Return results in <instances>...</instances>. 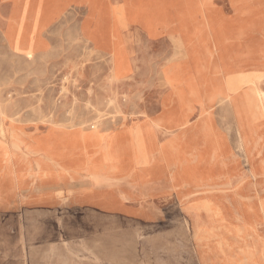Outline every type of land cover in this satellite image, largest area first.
Segmentation results:
<instances>
[{
	"label": "rangeland",
	"instance_id": "rangeland-1",
	"mask_svg": "<svg viewBox=\"0 0 264 264\" xmlns=\"http://www.w3.org/2000/svg\"><path fill=\"white\" fill-rule=\"evenodd\" d=\"M210 1L0 0V264H264V219L248 222L264 201V171L254 181L260 187L255 204L228 207L225 230L210 237L193 238L180 208L177 219L186 227L175 225L176 234L155 237V229L141 220L111 217L109 229L100 223L92 244L88 211L42 206L61 200L62 174L53 162H75L68 150L62 154L64 144L75 146L82 138L97 142L104 159H118L126 144L137 163L147 160L144 133L127 132L154 109L155 84L142 58L145 52H163L164 36L172 50L164 84L176 98L168 119L189 120L197 109L202 119H212L208 101L218 99L215 115L228 122L232 151L248 170L234 114L225 105L244 127L257 118V163L263 168L264 115L252 83L264 89L257 70L258 58L264 64V0H240L244 15L251 16L238 15L236 0H229L235 16L227 0H215L231 17L207 13L211 40L192 30L203 28L197 13ZM144 35L156 42L146 48ZM212 41L223 63L207 73ZM37 146L51 149L52 163L43 168L33 162L38 167L33 170L27 152ZM29 172L48 176L53 189L28 193L23 179ZM3 201L8 205L2 207ZM200 244L202 261L196 252Z\"/></svg>",
	"mask_w": 264,
	"mask_h": 264
},
{
	"label": "crops",
	"instance_id": "crops-1",
	"mask_svg": "<svg viewBox=\"0 0 264 264\" xmlns=\"http://www.w3.org/2000/svg\"><path fill=\"white\" fill-rule=\"evenodd\" d=\"M236 5L240 10L238 15L251 16V14L244 15L240 0H236ZM230 7L233 11L231 16H235L236 9L231 4ZM199 9L197 24L203 28L200 27L201 30H198L197 27H193L192 30L205 33L211 40L212 31L207 26V13H212L219 19L231 16H227L222 7L215 5V0H211L205 8L199 7ZM144 36L145 41L141 44L143 46L146 44V48L156 42L150 41V36ZM165 39L166 36L160 39L164 46L163 52L154 55L145 52L142 58L143 64L147 66L145 74L155 84V104L152 105L154 109L147 111L146 119L127 132L129 135L132 129H139L144 133L147 160L137 163L126 144H121L122 155L118 159H104L97 142L89 144L82 138L75 146L64 144L66 147H62V154L64 153L65 156L68 150L70 152L68 154L74 156L75 162H72L71 158L65 160L60 158L53 162L54 165L58 164L62 174L59 176L61 200L56 203L51 199L42 206L50 210L88 211L92 244L95 238L98 239L100 223L107 224L109 229L108 219L111 217L120 220L131 218L141 220L155 229V237L176 234L174 226L183 224L186 227L185 223L193 238H199L204 234L210 237L225 230L228 207L237 208L240 207L239 204L243 206V203H246L244 207H247L248 203L255 204L254 195L260 196V187L254 181L263 174L264 164L261 161L263 165L261 169L257 163L259 146L251 153L245 139V134L255 133L258 136L257 120L247 124L244 131L240 127L233 107L225 105L229 106L234 114L246 157L251 163V168L247 170L241 166L232 151L233 135L227 131L228 122L218 120L215 115L214 109L218 99L213 102L208 101L212 110V119L209 117L202 119L199 109L187 121L174 122L168 119L176 106V98L173 91L164 84L163 67L169 65L167 58L172 52L171 44ZM210 43H212V51L206 63L207 73L210 72V66H221L223 63L213 41ZM203 65L205 66V63ZM206 134L209 135L208 140ZM208 148H210L209 152L206 151ZM50 150V148L41 149L39 146L28 148L30 167L34 166L33 170L38 168L34 163L43 168L47 164L50 165L52 163ZM118 160L120 163H115ZM18 161L17 159L14 163L16 178L22 174L21 163ZM49 181L51 180L48 176H40L33 172L26 173L23 179L28 193L50 191L53 188L48 187ZM28 205L34 206V203ZM258 207L259 209L253 212L248 222L256 224L261 217L264 219V201L258 202ZM180 208L185 223L177 219ZM100 215L108 216L104 218L107 221L100 222L102 218ZM83 217L80 216V219ZM168 224L170 227H166ZM103 244L109 253L111 247L109 240H105ZM202 245L196 246L200 261L202 259L199 249ZM202 254L205 255L204 252Z\"/></svg>",
	"mask_w": 264,
	"mask_h": 264
},
{
	"label": "bare ground",
	"instance_id": "bare-ground-1",
	"mask_svg": "<svg viewBox=\"0 0 264 264\" xmlns=\"http://www.w3.org/2000/svg\"><path fill=\"white\" fill-rule=\"evenodd\" d=\"M259 60H258V62H259V68L257 69L258 70V75H261V74H263L264 75V64H262V59H260V58H258ZM262 67V68H261ZM263 77L264 76H262L261 78L263 79ZM249 80H248V82H252L253 81V79L251 78V77H249L248 78ZM262 79H256V80H259L260 82H261V80ZM252 89L254 90V92L256 93V95H257V98H258V101H257V103H258V110L260 109L261 110V114H262V116L264 115V89H262L261 87H260V85H259V83L258 82H253L252 83ZM251 89V90H252ZM248 99H249V97H248ZM247 103H249V102H247ZM245 106H246V102H245ZM205 110V109H204ZM250 110H251V108H250ZM207 113V112H206ZM188 114H190V113H188ZM252 114V113H251ZM192 115V114H191ZM187 118V117H186ZM185 119V118H184ZM255 120H257V118H255ZM185 121H187L186 119H185ZM240 127H241V129L242 130H244L245 131V127H244V125H242V124H240ZM245 133V132H244ZM1 134H2V136H4V130L2 129L1 130ZM207 135H205V137H206ZM207 139V138H206ZM245 139H246V141H247V146H248V150H249V152H253V150H254V148L255 147H257V146H259V143H260V136H256L255 135V133L252 135H246L245 134ZM252 139H253V141H252ZM254 140H256L255 142H254ZM11 161V160H10ZM264 163V162H263ZM254 168H256V167H254ZM115 181V180H114ZM119 181V180H118ZM35 184V183H34ZM75 184V183H74ZM117 185V184H116ZM107 186V185H106ZM18 196V195H17ZM4 202V204L3 205H1L2 207L3 206H7L8 204H7V202L8 201H3Z\"/></svg>",
	"mask_w": 264,
	"mask_h": 264
}]
</instances>
